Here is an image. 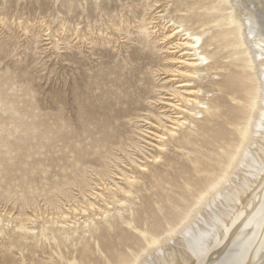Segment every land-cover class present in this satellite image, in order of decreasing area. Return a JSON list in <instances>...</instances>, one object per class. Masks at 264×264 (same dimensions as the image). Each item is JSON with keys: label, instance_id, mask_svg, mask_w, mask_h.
Here are the masks:
<instances>
[{"label": "rangeland", "instance_id": "obj_1", "mask_svg": "<svg viewBox=\"0 0 264 264\" xmlns=\"http://www.w3.org/2000/svg\"><path fill=\"white\" fill-rule=\"evenodd\" d=\"M153 1L0 0V214L4 218L0 223V264H119L125 257L122 254L139 249L143 229L167 226L176 216V204H187L179 197V186L208 175L206 163L195 167L189 162L194 153H187L188 149L200 148L219 159L196 139L187 149L170 141L161 161H148L150 171H141L130 160H150L135 144L146 155L155 153L150 112L169 108H164L165 99L157 100L170 97L161 85L180 79L166 71L175 55L168 48L171 44L157 41L163 30L156 15L166 6L172 9L176 0H158L153 9H147ZM143 17L147 21L155 17L156 29H160L148 38L152 48L145 46L139 29ZM216 72L221 80L227 70ZM114 76L130 80L132 86L125 90L139 102L118 103V107L133 110L119 120L123 136L85 155L84 149L92 147L88 131H96V121L102 117L92 112L96 118L90 122L86 106L93 102L100 108L95 95L114 89L110 82L100 87L94 82ZM92 82L94 87L87 88ZM80 88L84 92L76 95ZM221 93L213 89L207 99ZM225 100L218 119L223 125L239 115L233 107L236 101ZM211 134L216 135L210 130L205 136ZM102 170L108 173L105 179L110 185L116 181L128 186L125 175L138 180L132 195L120 194L128 199L126 203L114 204L112 196L107 199L109 205L98 202L111 209L107 219L91 209L83 211L85 200L103 188L99 180ZM75 208L79 212L71 211ZM59 209L78 221L75 233L71 230L63 235L59 225L47 222ZM25 214L33 215L36 233L25 234L15 227L16 218ZM89 217L94 222L83 228Z\"/></svg>", "mask_w": 264, "mask_h": 264}, {"label": "bare ground", "instance_id": "obj_2", "mask_svg": "<svg viewBox=\"0 0 264 264\" xmlns=\"http://www.w3.org/2000/svg\"><path fill=\"white\" fill-rule=\"evenodd\" d=\"M157 1L148 3L147 9L157 5ZM174 5L172 9L166 6L163 13L156 15L161 18L159 25L163 30L157 41L171 44L168 48H172L170 53L175 55L170 57L173 65L166 71L175 73L173 75L180 79L161 85L170 97L157 100L165 99L164 108H169L160 113L150 112L155 125L151 136L155 137V153L146 155L142 146L135 144L150 160L142 163L130 160L141 171H150L148 161H161L170 141L187 149L196 144V139L202 141L201 147L214 151L219 159L209 157L200 148L188 149L187 153H194L189 162L195 167L206 163L204 170L208 175L188 179L179 186L182 189L179 197L188 201L187 204H176V216L167 226L143 229L139 249L122 254L125 257L119 264H264V0H176ZM153 19L155 17L147 21L143 17L139 25L145 36V46L150 48L152 43L148 38L160 30L156 29L158 24L155 25ZM223 69L227 70L225 79L218 80L219 72L216 71ZM108 82L114 89L95 95L100 108L93 102L86 106L89 111L86 113L91 114L90 122L96 118L92 112H99L102 117L96 121V131H88L92 147L84 149L85 155L123 136L119 120L131 115L133 110L118 107V103L139 102V98L125 90L132 86L126 76L123 80L118 76L102 77L94 83L100 87ZM92 84H86L87 88L94 87ZM139 88L145 91V87ZM213 89L222 93L209 100L208 94ZM82 92L81 88L75 90L76 95ZM227 97L236 101L233 107L239 114L224 121L233 129L218 122ZM210 130L216 135L206 137ZM216 143L220 145L217 147ZM78 160L83 159L78 157ZM107 174L100 171L103 188L101 183L97 184L100 190L93 193L92 200L85 198L86 209L80 208L81 212L91 209L95 215L107 219L111 209L98 203L100 200L109 205L107 199L112 196L116 198L114 204L126 203L128 199L120 194H133L132 188L138 182L136 176L125 175L129 185L119 186L116 181L110 185L105 179ZM76 210L78 208L71 211ZM116 211L120 214L121 209ZM56 215L47 222L59 225L63 235L77 231L73 227L78 221L71 220L66 210ZM32 216L17 217V230L36 233ZM3 219L0 214V223ZM93 222L94 218L89 217L82 226L89 228Z\"/></svg>", "mask_w": 264, "mask_h": 264}]
</instances>
